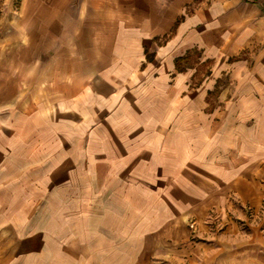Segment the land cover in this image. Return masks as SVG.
I'll list each match as a JSON object with an SVG mask.
<instances>
[{
	"label": "crops",
	"instance_id": "obj_1",
	"mask_svg": "<svg viewBox=\"0 0 264 264\" xmlns=\"http://www.w3.org/2000/svg\"><path fill=\"white\" fill-rule=\"evenodd\" d=\"M67 106L76 124L53 118ZM54 149L89 161L92 215L60 234L0 216L23 239L0 264H264L247 218L264 204V0H0V187L27 194Z\"/></svg>",
	"mask_w": 264,
	"mask_h": 264
},
{
	"label": "rangeland",
	"instance_id": "obj_2",
	"mask_svg": "<svg viewBox=\"0 0 264 264\" xmlns=\"http://www.w3.org/2000/svg\"><path fill=\"white\" fill-rule=\"evenodd\" d=\"M179 65L178 69H181ZM193 65L194 64L192 61L186 62L184 65L181 64V66L183 67ZM199 68L203 73L209 70L205 66H200ZM199 68L198 70H200ZM202 78L203 77L197 78V82L199 84L203 80ZM59 110H62L61 112H64L66 114L61 115L60 111L58 112V114L54 112L53 118L55 117V115L59 116L60 118H67L70 123H75L76 121L80 120L81 115L78 116L76 115V113H83L82 111L77 112L75 106H67L66 108H61ZM133 114L135 118L141 119L144 117V111L141 110L133 111ZM70 129L75 130V127L67 128V130ZM77 144L78 143L74 142L69 146H77ZM85 146L87 149L88 143H86ZM67 149V151H69L70 148L67 147ZM74 151L75 150H73V152ZM65 154L66 153H63V151L60 153V150L57 153L54 149L52 158L45 159L42 162L38 163L35 170L36 174L33 173L32 175H28L33 180L31 186L32 188L27 192V194H31L30 202L32 205L30 207L25 206L24 208H19V204L24 203V199L29 198L28 195L25 194V191L12 192L7 189L4 190L3 188H7V184H5V187H0V201H3L4 203L3 205H0V216H6L7 218V214H11V212L13 214H16L18 210L21 209L23 210L22 212L26 214V216L31 215L30 220L36 219L41 221L40 223H37V225H40L42 221L44 222L46 220L48 222L47 224L49 226H52V229L55 232H58V234H60L64 229L63 226L65 224L63 223V221L67 220L66 217H70V215L76 214L78 210L82 211L84 209V212H82L81 214L91 216V208H78L76 205L78 199H91V195L87 196V194H85L84 196L83 193L87 191H83V187L86 185V183L90 186L92 184L91 181H83L85 178H87V175H85L84 173L89 167V161L81 157V152L70 154L75 155L73 158L59 157L60 155L62 156ZM76 154H78V156ZM22 176L23 174L21 175V177ZM27 202L28 200H26V203ZM226 213L227 215L229 214V217L233 216V214H231L229 210H226L225 214ZM247 218L249 219L250 224H252V222L254 221H264V204L261 212H255L252 209H248ZM244 222L245 221H239L238 223L243 231L248 229L247 225ZM205 224L209 226L210 230L214 233L223 232L227 226V222L223 221L222 216L214 211H212L208 218H206ZM21 225H25L24 230L29 228L27 222H22ZM32 225L35 226L34 223H32ZM106 225H108V223H106ZM114 225H116L118 231H124L125 228L128 229L131 226L138 224L129 221L125 222V220L123 219L122 221L114 223ZM34 226L32 227V230H34ZM104 230V228L101 229V231ZM188 230L192 233V239H199L198 234L200 233V229L197 227L195 221H191L188 224ZM22 240L23 239L19 238V233L15 232L13 226L11 225L6 226L4 232L0 231V261H2V259L12 257V253L14 252L13 250L18 246H21ZM93 241L94 240L91 237L86 238V242L91 243ZM106 241L108 242L105 237L101 238V243H104ZM114 241H116L117 245H122L125 242L124 238L119 236V233L118 237Z\"/></svg>",
	"mask_w": 264,
	"mask_h": 264
}]
</instances>
